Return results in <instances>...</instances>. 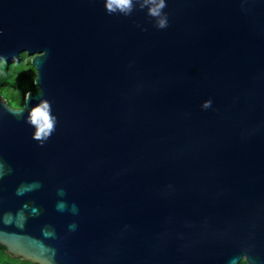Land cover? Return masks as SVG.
Masks as SVG:
<instances>
[{"label": "water", "instance_id": "obj_1", "mask_svg": "<svg viewBox=\"0 0 264 264\" xmlns=\"http://www.w3.org/2000/svg\"><path fill=\"white\" fill-rule=\"evenodd\" d=\"M153 2L0 0V64L27 52L37 87L0 98L12 256L264 264V0H166L164 28Z\"/></svg>", "mask_w": 264, "mask_h": 264}, {"label": "trees", "instance_id": "obj_2", "mask_svg": "<svg viewBox=\"0 0 264 264\" xmlns=\"http://www.w3.org/2000/svg\"><path fill=\"white\" fill-rule=\"evenodd\" d=\"M36 69L31 63V56L23 52L13 61L3 60L0 64V98H5L12 106L13 102L23 105L24 98L29 90H36L34 84ZM13 258L21 264H39L20 257H14L0 244V264H8L5 258ZM236 264H248L245 259Z\"/></svg>", "mask_w": 264, "mask_h": 264}, {"label": "clouds", "instance_id": "obj_3", "mask_svg": "<svg viewBox=\"0 0 264 264\" xmlns=\"http://www.w3.org/2000/svg\"><path fill=\"white\" fill-rule=\"evenodd\" d=\"M166 4V0H154L153 6L150 9V13L155 16H159L160 19L158 21L157 27L164 28L167 26V17L166 15H161L162 10L164 9ZM105 7L109 13L115 11L117 8H119L121 11H130L132 8V0H105ZM211 104V101H205L204 107L207 108ZM14 108H20L21 105L19 103L13 102ZM48 103L45 102L40 108H37L35 111L34 119H36V122L40 124L41 132L45 134H51V131L54 128V117H50L48 112ZM40 117L39 121L37 118ZM41 132H37L34 135L36 137H39L41 135ZM59 207H62V205H59Z\"/></svg>", "mask_w": 264, "mask_h": 264}, {"label": "rangeland", "instance_id": "obj_4", "mask_svg": "<svg viewBox=\"0 0 264 264\" xmlns=\"http://www.w3.org/2000/svg\"><path fill=\"white\" fill-rule=\"evenodd\" d=\"M3 60H6V59H2V61ZM23 103H24V101H23ZM5 261L8 263V264H21L18 260H15V259H13V258H5Z\"/></svg>", "mask_w": 264, "mask_h": 264}]
</instances>
